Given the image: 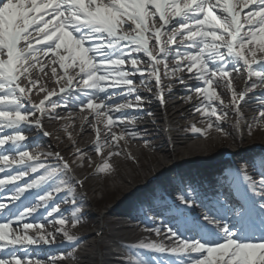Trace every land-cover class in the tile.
<instances>
[{"label": "snow or ice", "instance_id": "snow-or-ice-1", "mask_svg": "<svg viewBox=\"0 0 264 264\" xmlns=\"http://www.w3.org/2000/svg\"><path fill=\"white\" fill-rule=\"evenodd\" d=\"M177 41L178 46L173 47ZM41 45L43 47H39ZM258 53L264 55V0H0V149L8 146L19 149L15 155H0V187L18 185L30 175L43 173L48 168L42 163L41 155H33L24 147L28 136L22 129L30 124L31 119V114L22 111L28 106L25 101L43 116L59 106L55 101L48 104L47 100L56 95L63 99L64 94L77 92L85 97L78 110L87 109L92 114V131L97 133L95 122L102 120L105 135L111 134L108 143L115 145L126 136L123 133L115 135L112 128L118 129L124 123L135 124L136 120L109 115L111 106L104 101L113 97L100 94L123 90V95L137 97L135 104L124 103L111 107V111H141L139 105L144 100L137 95V81L132 77H152L160 87L159 98L163 102L162 66L163 75L168 79L175 78L177 83L183 84L176 74L186 72L201 85L188 92L201 98V104L194 111L207 121L206 129L198 130L192 126L190 131L205 138L207 131L222 132L219 124L229 115L227 111L218 112L215 102L224 107V101L213 88L230 90L239 113L240 102L248 93L256 87H264V60L256 59ZM140 54L150 61V71L142 67L144 61L138 58ZM45 58L57 88L47 94L46 101L31 104L32 90L37 85L28 79V74L33 69L39 73ZM169 63L175 67L169 69ZM129 64L134 71L126 70ZM241 68L258 83H250L243 93L238 94L232 86V76ZM70 72L74 75H69ZM22 80L27 81V86L21 87ZM61 82L66 86H61ZM141 84L147 85L148 81H141ZM40 91L46 90L41 88ZM257 115L264 117V108L259 109ZM36 127L42 128V125ZM9 132L12 134L5 135ZM128 135L135 138L132 132ZM103 146L98 140L97 156ZM112 155L119 156V153H108L109 157ZM76 158L79 159L80 154ZM63 167L71 170L67 164ZM19 168L28 171L2 178L4 171ZM109 170L107 162L98 169L100 173ZM54 178H58V182L63 180L60 169H51L50 175L45 174L34 183L22 186L18 195L8 199L19 203L25 194L42 188ZM257 183L259 190L254 185L251 187L255 196L261 198L259 204L244 190L241 201L225 210L233 219L240 217L235 228L222 223L224 216L220 209H206L203 217L177 210L181 227L203 238L186 240L178 232L166 228L164 234L174 242V247L168 249L159 243L139 247L183 258L180 264H264V178ZM68 191L70 188L62 183L57 194ZM52 199L51 192L42 197L44 202ZM181 205L192 208L193 202L182 198ZM6 207L0 203V212ZM54 211L59 213L60 208L56 207ZM34 213L35 210H25L14 220L0 222V251L55 242V235L36 238L29 235L46 227L24 224V220ZM52 223L59 226L60 234L66 236L69 243H77L67 231L70 221L61 216ZM71 223L73 228L79 226L78 219ZM14 224L20 228V234L14 232ZM0 264H21V259L0 257ZM24 264L37 262L27 260ZM132 264L142 262L134 259Z\"/></svg>", "mask_w": 264, "mask_h": 264}, {"label": "bare ground", "instance_id": "bare-ground-1", "mask_svg": "<svg viewBox=\"0 0 264 264\" xmlns=\"http://www.w3.org/2000/svg\"><path fill=\"white\" fill-rule=\"evenodd\" d=\"M39 47H43L42 45ZM191 51V50H190ZM47 58H45V62H42L41 71L37 73L36 69H33L28 74V79L36 82V88L32 90V93L37 92L38 89H47L52 84L54 86L52 89L56 87L55 81L52 79L50 70L48 65L46 64ZM52 67H57L56 65H52ZM172 66L169 69L174 68ZM243 73L247 74V71L243 69ZM59 75V70L57 72ZM69 75H74L73 72H70ZM180 79L184 81L183 84H179L176 82V79H172L166 81L165 84L171 86V90L164 93L165 105L160 107L154 98L149 95L146 89L149 87V84L142 86L139 84V88L135 87L137 95L142 97L144 103L139 105L142 109L141 111H133L128 110L127 112H114L111 111V107L120 106L124 103H133L135 104L136 98L134 96H125L121 94L118 98L105 100L104 103L110 105L109 115L115 118H123L126 120L134 119L138 120L142 123L141 126L137 127L136 125H131V123H124L119 125V128H112V132L115 135L118 134V130H124L126 133V139L124 140V146L128 152L133 151L134 147H136L137 142L139 141H147L146 145L152 148V155L150 156L149 161L151 162L148 165L140 164L138 167L132 168L131 172L133 173L132 182L126 177V175L117 174L116 172L112 176L119 177L122 181L121 184H116L111 192V196L116 198L114 200V207L110 208L105 214L102 216L101 226H98L96 230L102 231L104 234V241H101L94 233L86 234L85 231L90 230L91 227H96L100 220L96 219V214H92L89 209V205L93 204L97 206L98 201L91 197L87 198L85 195H80L75 192V189L71 188L68 192L58 193L57 190L60 188L59 186H55L53 182H50V185L42 187L38 191H32L25 194L19 201L16 203L14 200H9L6 196L7 194H11L13 196L19 194V190L24 185H30L41 179L46 172L45 169L43 173H36L34 175H30L27 180L21 181L18 185H9L0 187V203H4L7 207L3 212H0V222H7L9 220H14L25 210L32 211L35 210V213L31 215L28 219L24 220V224H43L46 227L41 231L38 230V234L29 233L30 236L36 238L40 235H44L47 237H51L55 235L56 240H61L65 243V247L61 250L51 251V252H42L39 250L31 249L27 246L17 247L15 250H11L9 252L0 251V257L9 258V257H17L21 259V264H24V261L34 260L37 264H67L63 260L58 259L57 254H65L69 260L77 262V264H121L119 261V257L117 256L116 250H120L123 255H138L140 258L139 261L142 264H149L151 261L149 258L151 257H162L166 258L162 253H153L148 250H138L131 246L125 245L124 241H128L133 238L140 237L142 234L141 226H148L151 231H148L146 236H144L143 241L149 243H159L163 244L166 248L171 249L175 246L174 242L168 240L163 234L164 228H161L160 225L152 226L150 222L143 219L137 212L136 205H133L132 198L136 195H140L144 190H139L135 188V184L140 183L145 179V182H148L149 179H153L155 177L158 180H163L168 176L169 173L173 172L176 167L172 164L173 158H180L184 155L185 150H188L189 156H202L201 160L204 162L205 167H211V155L204 153L209 148L205 145L201 144L202 139L207 141L212 140V136L210 133L206 134L205 138L199 137L197 134H193L190 131H183L186 128L196 126L197 123H201L204 119L199 115V113L195 112L194 109L201 104V98L197 96L192 99L191 96L193 93L189 94L188 90L196 87H200L201 85L194 79H191L186 72H180L177 74ZM241 73L234 72L232 76V83L237 84V81L240 79ZM134 80L137 78L134 77ZM27 83L26 80H24ZM254 83H258L256 79L253 80ZM140 82V81H138ZM137 82V83H138ZM218 94H220L223 101L228 102L231 97V91L227 88H215ZM259 92L253 94L250 98L251 104L248 105L246 109L241 110L237 113L235 107L232 109H219L218 112L227 111L229 113L228 116L232 119L234 126H231L230 123L222 121L219 124V128L226 131L235 143H242L246 141V143H250V139L247 137H253L252 128L264 125V117H258L257 112L259 109L264 108V87L258 90ZM39 93H46V91H40ZM117 93H123V90H110V93H102L101 96L106 95H114ZM32 96V94H31ZM45 95L44 97H46ZM71 96V94H70ZM69 94H64V98L61 99L60 95L54 96L51 100H47L46 103L51 104L53 101H58L63 103L64 105L59 106V108L54 113H47L46 116L50 115V122H45L44 125L46 129L51 132L52 138L55 142L63 143L68 138L69 143L65 145L62 149V154L68 158L69 160L74 161V165L76 167V171H79V167H82L84 162L88 161L90 158V153H95V147L97 146V141L104 146L102 147V153L100 160H107L109 158H114L116 155L108 156L109 152L116 153L119 151L116 149L121 143L117 141L115 145L108 143L110 140V135H105V129L103 128V121L97 120L95 122V127L97 129V133L99 136L97 137V133L92 131V114L85 109L83 112L78 110V106L82 105L85 97L79 99H70ZM187 96V99L185 97ZM33 97V96H32ZM42 99L40 98L39 101ZM152 100V101H151ZM96 102V101H94ZM219 102H215L216 107ZM230 107H232V103L229 102ZM23 111V110H22ZM25 112V111H23ZM87 117V119H85ZM52 119V120H51ZM153 119H156L160 123H163L166 128H168V137H165L160 131L155 129V124L152 122ZM189 121L188 123H185ZM213 123H215L213 118ZM69 128V129H68ZM70 130L67 132L66 130ZM206 129V128H205ZM204 129V130H205ZM214 132L216 136L220 137L219 131L211 130ZM132 132L135 134V138H131L128 133ZM153 133V134H152ZM12 133H8L5 135H11ZM63 134V136H60ZM152 134V136H151ZM90 136H92L91 139ZM222 137V136H221ZM227 138L224 137V140ZM160 141V142H159ZM87 142V143H86ZM236 143V144H237ZM43 144V141L38 139L28 144H25L24 147L26 150L31 151L33 155L39 154L41 156H45V153L40 150L38 147ZM109 147V148H107ZM71 150V153L69 152ZM19 152V149H15L12 147L0 149V155L9 154L15 155ZM77 154H80V157L83 158L82 162H78L76 159ZM244 151H240V155H245ZM260 158L259 155L256 156ZM149 158V157H148ZM177 164H180L179 167L181 169L185 168L184 166L195 167V162L191 161L190 158L187 159V164H183L180 159L177 160ZM181 161V162H179ZM255 165L258 168L263 167V161L261 159H255ZM45 163V161H42ZM205 175L208 174L207 170L201 169ZM200 170V171H201ZM28 171L26 168L13 169L11 172L4 171L2 174V178H9L12 175H18ZM109 171H114L110 168ZM196 171H198L196 169ZM213 174L216 170H213ZM137 172H139L137 174ZM106 172L100 173L98 169L90 176L91 179H97L100 176H103ZM187 179L191 181V175L188 173H184ZM219 173L217 172L215 177L216 180H220ZM89 177L84 179L86 184L85 191L87 196L92 193H96L97 190L88 189ZM141 179V181H139ZM213 181V180H212ZM214 181V183H216ZM151 182V181H150ZM149 182V184H150ZM192 184V183H191ZM69 185V184H68ZM153 186L150 184L149 187ZM218 187V186H217ZM215 187V188H217ZM53 190V199L51 201L44 202L42 197L47 194L48 190ZM222 189V188H221ZM99 190V189H98ZM92 192V193H91ZM75 193V194H74ZM214 199H218V193H211ZM29 197V200L23 201L25 198ZM164 200V197L160 196L158 199ZM180 198H176L175 200L180 201ZM9 201L10 204H9ZM75 201L74 204L69 205L71 202ZM148 202V201H146ZM165 203L169 204L168 201ZM66 205L63 210L59 213H56L54 209L56 207H60ZM124 205H130L129 209H125ZM137 209V210H136ZM165 209V208H163ZM196 216L203 217L206 214V211L199 208L197 205H193L190 210ZM64 217L70 223L68 224L67 231L71 234V236L77 241V243L72 244L69 243L67 237L60 234V228L58 225L52 223L58 217ZM110 217H117L116 220H111ZM138 218V223L135 226H127L125 223L132 218ZM79 220V226L73 228L72 223L76 220ZM86 221V222H84ZM110 227H113L110 230ZM14 232L20 234V228L14 224L13 226ZM181 231V230H180ZM159 232V234H157ZM182 235L186 237V233L181 231ZM162 235L161 239L158 242H155L156 238ZM82 242L93 243L90 246L89 252H85L82 254L77 253L74 248L78 246ZM214 242V241H211ZM180 261L183 258H180ZM175 263V264H180ZM162 264V263H158ZM174 264V263H171Z\"/></svg>", "mask_w": 264, "mask_h": 264}, {"label": "rangeland", "instance_id": "rangeland-1", "mask_svg": "<svg viewBox=\"0 0 264 264\" xmlns=\"http://www.w3.org/2000/svg\"><path fill=\"white\" fill-rule=\"evenodd\" d=\"M178 43H179V41H177L174 45H178ZM262 56H263L262 54L258 53L256 58H259V57L261 58ZM171 65H173V64H171V63L168 64V66H171ZM166 80L169 81L172 79L166 78ZM244 80H240L237 84L238 85L244 84ZM53 86H54V84H52L49 88H47L46 91L50 92V91L56 90L57 86L54 89H52ZM61 86H65L63 84V82H61ZM255 89H258V87H256ZM39 90L40 89H38L37 92L35 90V92L32 93V96H33V98H35V101L36 100L38 101L40 98L42 99L45 96L43 93H39ZM73 96L71 98L78 97V95H75L74 97ZM229 102H233L231 97H230ZM229 108L233 109L232 107L228 106V109ZM224 121L227 123H230L231 126H234V124H232L233 121L230 118V116H228V118ZM188 122L189 121H187L185 123H188ZM206 124H207V121L204 120L201 123H197L195 127L198 130H204L206 128ZM161 127H163L162 123H160L159 126H157L155 129H157V131L163 132V129ZM190 128L191 127L186 128L183 131H185V132L190 131ZM68 129L66 131L70 132L72 134V132ZM207 133H210V135L212 136V140L207 141L205 139H202L199 141H201L202 145H205L209 148L204 153L210 154L211 160H213L214 163L220 161L222 154L226 151H231L235 155H237L238 158L242 159L244 157H241L240 155H238L240 151H244L245 153L248 154V152L250 153L251 147L253 145L260 144V145L264 146V125L252 128L253 137H251V136L247 137L250 139V143H246V141H244L242 143L236 142L237 143L236 144L235 141L232 139V137L224 130L222 132H219L220 137L216 136L213 131H207L206 134ZM118 134L121 135V131L118 130ZM152 134H151V136H152ZM164 134H166V133H164ZM60 136H63V134H60ZM224 137H226L227 139L224 140ZM91 138H92V136H90L89 139H91ZM52 140H53V138H51V141L49 140L46 142L45 149H49V151H52V155H53V152H55L57 150L61 151L65 147V145H67L69 143L70 139L68 138L65 142H63L61 144H60V142H53L54 140L53 141ZM119 142L121 143V145L119 144V146L116 147V149L119 151V156H115L114 158H109L107 160H100L101 156L103 155L102 153H104L106 150L104 152H102V149H101V154L99 156H97L96 153H94V154L90 153L89 160L84 162L82 167H79V171L77 172L78 177H81L83 179H86L88 177L90 178V176L92 174H94V172L97 169L102 167V165L105 162H107L109 164L110 168L114 170L113 172L107 171L103 176L98 177L96 180L91 179V178L89 179L87 188L93 189V190L96 189L97 192L96 193L91 192L92 194H89L88 197L89 198H91V197L95 198L99 203L97 206H95L93 204L89 205V209L91 210L92 214L97 215L96 219L100 220V222L96 227H91V229L85 231V233H92V232H94V230L98 226H101L102 216L105 214V212H107L110 208L114 207V205H116V203H117V202L114 203V200L116 198H114V196H111V192L114 189L113 187L116 184H121L122 181L119 177H116V176H114L112 178L114 173L116 172L117 174L126 175V177H128V179L132 182L133 173L131 172V169L138 167L140 164L148 165L151 163L149 161V159H150V156L152 155V148L148 146V147H145V149H142L139 146V145L146 146L147 141L137 142V145H136V147L133 148L134 150L132 151V153H129L126 150L128 148L124 146V144H123L124 140L119 141ZM107 148H109V147H107ZM69 152L71 153V150ZM247 154H245V155H247ZM201 157L202 156H199V155L198 156H189L188 150H185V153L183 156H181L180 158H173L172 161L174 162L175 160H178V159H180V160L185 159L186 160V159L190 158L191 161H195V162L199 163L200 165H202L203 161L201 160ZM129 158H133V161H131ZM75 160H77L78 162H82L83 158L80 157L79 159L76 158ZM138 173L139 172H137V174ZM139 181H141V179ZM142 182L143 181H141L140 183H142ZM77 193L80 195L83 194L82 191H78ZM84 222H86V221H84ZM112 229H113V227H110V230H112Z\"/></svg>", "mask_w": 264, "mask_h": 264}]
</instances>
